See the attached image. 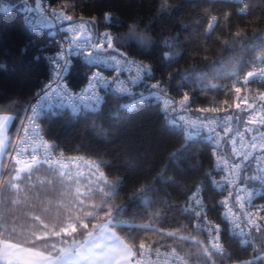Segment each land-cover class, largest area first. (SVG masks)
Masks as SVG:
<instances>
[{
    "label": "snow or ice",
    "instance_id": "1",
    "mask_svg": "<svg viewBox=\"0 0 264 264\" xmlns=\"http://www.w3.org/2000/svg\"><path fill=\"white\" fill-rule=\"evenodd\" d=\"M206 3L207 6H200L201 20L193 25L184 24L178 2L159 0L157 13L175 19L184 32L199 31L206 19L203 32L206 37L211 36L222 18L228 32L224 37H216V42L224 49L248 48L253 53L247 71L241 70L238 59L225 62L232 70L223 77L230 80L223 84V90L235 95L234 112L229 111V101L225 99L224 107H200L193 113L191 88L183 91L178 100L174 99L170 89L176 77L162 70L158 79L152 61L129 59L130 53L121 50L124 46L114 34L98 32L101 18L83 15L88 8L83 0H50L46 6L36 0L40 22L55 31L50 33L52 47L33 43L28 54L44 64L47 78L22 101V108H17L21 102L11 96L0 102V261L3 264H264V27L252 30L249 37L247 26L237 25L233 31L231 24L233 16L259 14V21H264V0H236L235 4L231 0H206ZM10 10L11 5L0 0V12ZM22 11H33L28 0H23ZM111 18V12H105L102 17L104 21ZM57 35L61 36L60 40L55 39ZM180 40L179 33L163 37V46L170 51L161 54V64L171 68L178 62L180 54L175 49L180 47ZM157 43L156 40L142 49L145 59ZM5 55L11 69L21 71L20 56L13 50ZM74 60L82 61L90 70L79 94L66 82ZM125 72L129 73L128 80L121 78ZM209 77L215 80L220 73L214 69L200 82ZM182 79L184 83L177 84V89L196 82L187 74ZM253 84L258 86L253 89L250 87ZM135 86H142L143 91L134 92ZM109 95L131 100L118 105L112 119L120 122L134 114L140 105H151L153 101L157 108H162L165 117L177 110L185 113L180 115L183 123L179 129L183 143L177 141L179 146L169 152L167 163L155 180L137 181L131 195L124 200L120 194L125 190L127 177L115 175L117 157L110 160L104 150H88L83 145L71 151L86 155H69L68 149L49 135L50 124L61 110L94 109ZM215 113L223 115H212ZM16 120L19 126L13 141L9 126ZM165 128L177 130L167 123ZM218 128L228 136L230 156L217 151L224 140ZM119 129L118 123L107 131L102 129L101 135L114 137L108 141L114 144ZM191 129L196 133L206 129L208 138L214 142L215 165L210 164L207 170L202 152L196 150L197 141L192 139ZM249 133L251 138L246 139ZM127 164L126 171L134 167L131 161ZM216 169L225 173L221 193L214 191L218 182L212 172ZM161 183L180 190L185 198L183 206L174 205L167 196L160 197L161 189L157 185ZM193 187L194 204L188 196ZM224 191L227 194L223 199H214ZM129 204L133 206L129 208ZM213 212L217 213L219 222L209 218ZM185 214L191 227L165 230L155 226L161 222L179 225L180 217ZM205 233L207 238L201 239ZM153 236L159 239L154 240ZM161 247L167 250L162 252ZM249 250V258H241V253Z\"/></svg>",
    "mask_w": 264,
    "mask_h": 264
},
{
    "label": "trees",
    "instance_id": "2",
    "mask_svg": "<svg viewBox=\"0 0 264 264\" xmlns=\"http://www.w3.org/2000/svg\"><path fill=\"white\" fill-rule=\"evenodd\" d=\"M4 4H10L14 7V11L10 13L0 12V102H4L5 96H11L12 99L20 101L17 108H22V101L27 99L36 90L39 89L42 82L47 78L46 68L44 64L34 60L32 55L28 53L32 51V44H48L49 38L47 32L41 27H30L28 25L29 12L22 11L23 0H2ZM50 0H48V3ZM88 5L86 11L83 12L85 17L101 18L97 25L98 32L103 33L108 31L112 34H117L123 31L122 25L133 18L142 19L144 22L151 23L154 34L157 37V45L152 47L148 56L142 54V50L135 46L124 47L121 50L130 53L129 59L137 61L144 60L145 63L152 61L153 67L156 68V76L159 79L161 71L170 72L176 78L171 81L170 95L174 99H179L183 91H189V88L194 91L190 92L192 96L191 111L200 107L220 106L224 107V100L229 101V111L234 112L236 98L233 93H225L223 84L230 83V80L223 79L231 70V66L225 64L229 60H237L242 71L250 69V62L253 59V53L248 48L224 49L221 44L216 42V37H224L228 32V28L224 26V21L221 18L220 23L215 26L211 36H204L203 32L207 25L205 19L200 25L199 31L189 30L184 32L180 24L175 19H169L168 16H158L157 8L159 0H83ZM178 2L181 7L179 15L183 19L184 24L193 25L194 22L201 20V5L207 6L206 0H171ZM36 0H28V6L35 7ZM105 12H111L112 18L110 21L102 19ZM77 16L81 13L77 10ZM259 15V14H258ZM256 17L233 16L231 24L232 30L235 26H247L249 28L248 36H252V30L264 27V21H259ZM22 20L24 23L22 24ZM151 21V22H150ZM181 35L180 47L175 49L179 52L180 58L178 62L173 63L171 68L161 64V54L170 50L163 46V37ZM185 37H188L185 39ZM207 48L208 51L200 49ZM27 49V51H25ZM8 50H13L21 59L22 68L19 72H14L5 55ZM208 56L205 60L204 56ZM258 55V53H257ZM219 62V63H217ZM223 65V67H221ZM218 70L220 77L213 80L209 77L204 83L200 81L204 76ZM89 69L79 61H74L73 69L68 77V84L71 88L78 90L86 81V74ZM190 76L195 83H190L188 87L177 89V84H183L184 75ZM167 80V75L164 76ZM205 84L208 87H205ZM212 84H217L219 87L213 88ZM258 85L253 84L250 87L255 89ZM244 95L247 92L243 93ZM130 99L117 98L109 95L105 98L102 108L98 112H86L77 116H72L68 112H64L54 118L50 124L49 135L57 138L63 148L68 149L69 155H86V152H73L71 149L83 145L88 150L102 149L107 152L108 159L113 157L118 158L116 164L115 175L127 177L125 190L121 192L120 199L124 200L131 195L133 185L137 181L143 182L144 179L153 181L161 173L165 167L168 154L174 147H178L177 143L180 140V131L177 126H171L168 119L161 112L160 108L155 106L156 103L142 104L134 114L126 117L123 122L113 120L112 117L116 112L118 105L129 103ZM131 102V101H130ZM241 103H243L241 101ZM13 114V113H8ZM223 113H215L212 115H221ZM22 115V113H21ZM120 125L119 137L115 138V143H109V140L114 137H105L101 135V130L107 131L109 126ZM169 127H175V132L168 131L165 124ZM19 126V120H16L9 129V135L12 137ZM196 150L202 152L201 159L204 163V168L207 170L209 165H213V157L211 146L203 139L196 140ZM180 143H183L180 140ZM7 162V156L4 158ZM131 161L133 168L125 170L128 167L127 162ZM172 172H168L171 176ZM6 178V177H5ZM167 179V177H165ZM35 180V177H34ZM161 189L160 197L167 196L175 205L184 204V196L180 190L174 187H168L161 183L157 185ZM166 189V191H165ZM196 191L195 187L188 193V196ZM217 193L216 190H214ZM203 199V193H201ZM214 199L219 200V195ZM207 203V201H205ZM133 205L129 204V208ZM172 213H169L171 216ZM211 218L216 220V212L209 214ZM179 225H166L161 222L156 227H164L165 230H175L177 227L189 225L187 214L180 217ZM146 222V221H145ZM216 222H219L216 220ZM193 219L191 224L194 225ZM191 227V225H189ZM187 235L188 233H181ZM154 240L159 237L153 236ZM206 239L205 234L200 237ZM171 243V241H167ZM166 249V247H161ZM250 250L241 253V258H249Z\"/></svg>",
    "mask_w": 264,
    "mask_h": 264
},
{
    "label": "built area",
    "instance_id": "3",
    "mask_svg": "<svg viewBox=\"0 0 264 264\" xmlns=\"http://www.w3.org/2000/svg\"><path fill=\"white\" fill-rule=\"evenodd\" d=\"M231 2L233 4H235L236 3V0H231ZM41 3L46 6L48 4V0H41ZM31 8L33 9V11L29 12L28 25L30 27H41L43 30H45L47 32V37L49 38V43L48 44H49L50 47H52V39L53 38L50 35V33L54 32L55 30L43 26V24L40 22V14H39V11H37L35 9V7H31ZM13 11H14V7L11 6L10 12H13ZM55 39L56 40H60L61 39V36L60 35H57L55 37ZM74 61H76V60H74ZM74 61H73V64H74ZM79 62L82 63L83 65H85L82 61H79ZM72 69H73V66L69 70V73H68L67 76H69L71 74ZM95 70L96 69H94V71ZM105 74L107 75V73H105ZM121 78L122 79H125V80H128L129 73L128 72H125L124 75ZM129 86L131 87V85H129ZM80 90H81V88L77 92H75L74 90H72V91L74 93H76V94H79ZM132 90L134 91V87L132 88ZM77 103H79V101H77ZM153 103H156V102L153 101ZM99 109H101V105L100 106H97L94 109L93 108H86V109H83V111L77 110V111L73 112L72 109H71V107H67L66 109H63V110L64 111L65 110L66 111H69L68 113L76 116V115H79L80 113L90 112V111L99 110ZM61 114H62V112L60 111L59 115H61ZM184 114H185L184 112H181L180 110H177L176 113L169 112L168 115H167V117L169 118L171 124H173V125H179L181 127V125H182L183 122L180 121V115H184ZM222 115L223 114L216 115V116H222ZM232 127H233V131H235L237 125L234 124ZM217 131H219L221 133V135L224 136V140H222L220 142V149L218 150V152L221 153V154H227V155L230 156V153H231V145L228 142V136H227V134H225L223 132V129L222 128H218ZM240 131H243V127L242 126H240ZM191 132H192V139L193 140L196 141V140L203 139L205 142L214 145V142L208 138V134H207V130L206 129H201V131L199 133H196V130L195 129H191ZM41 135H43V133H41ZM250 138H251V134L250 133L249 134H246V139H250ZM12 139H13V141H15V139H16L15 133L12 136ZM238 145H239V141H238ZM7 159H8V157H7ZM215 160H216V156L213 155V166L215 165ZM253 167H254V165H253ZM212 175L215 177V180L218 182L217 185H214V190H216L217 193H221L222 188H221L220 185L223 183V178H224L225 173L220 172L219 169H216V171L212 172ZM195 192L196 191H194L190 195V197L193 198L192 201H191V203H193V204H194L195 198H196L195 197ZM226 194H227L226 191H224L223 195H219V200L223 199ZM259 202L260 201H257V203H259ZM221 211H223V210H221ZM209 218L211 220H213L214 222H216V220L213 219V218H211L210 215H209ZM205 236H206V233H205ZM206 238H207V236H206ZM161 251L164 252L166 250L165 249H161ZM152 259H155V256L154 255L152 256Z\"/></svg>",
    "mask_w": 264,
    "mask_h": 264
},
{
    "label": "clouds",
    "instance_id": "4",
    "mask_svg": "<svg viewBox=\"0 0 264 264\" xmlns=\"http://www.w3.org/2000/svg\"><path fill=\"white\" fill-rule=\"evenodd\" d=\"M122 28L123 31L115 34V36L118 43L122 44L124 47L135 46L142 50L150 47L157 40L151 23L144 22L142 19H130L122 25ZM138 37H142V39Z\"/></svg>",
    "mask_w": 264,
    "mask_h": 264
},
{
    "label": "bare ground",
    "instance_id": "5",
    "mask_svg": "<svg viewBox=\"0 0 264 264\" xmlns=\"http://www.w3.org/2000/svg\"><path fill=\"white\" fill-rule=\"evenodd\" d=\"M85 66V65H84ZM87 67V66H86ZM88 68V67H87ZM89 69V68H88ZM91 71H94V69H91ZM88 74H90V70H89V73ZM133 74H134V70H133ZM68 77L69 76H67V78H66V82L68 83ZM85 83H86V81H85ZM85 83L82 85V87L85 85ZM69 85V84H68ZM69 87H70V89L71 90H74L75 92H77L78 90H75V89H73V88H71V86L69 85ZM81 87V88H82ZM140 91H143V88H142V86H135L134 87V92H140ZM101 95H103L102 93H101ZM131 101V100H130ZM129 101V103H131ZM102 105H103V103H102ZM102 105H101V108H102ZM161 109V112L164 114V112L162 111V108H160ZM101 109H99V110H93V111H90V112H98V111H100ZM61 112L62 113H64V112H69V111H64V110H61ZM86 113V112H85ZM70 114V113H69ZM81 114V113H80ZM70 115H72V114H70ZM72 116H74V115H72ZM77 116V115H76ZM164 116H165V114H164ZM166 119H168V123L171 125V126H177L179 129H180V126L179 125H173V124H171L170 123V120H169V118L168 117H166ZM207 143V142H206ZM207 144H209V143H207ZM210 146H211V152L213 153V145L212 144H209ZM220 149V147L217 149V151ZM212 157H213V155H212ZM200 198H201V196H200Z\"/></svg>",
    "mask_w": 264,
    "mask_h": 264
},
{
    "label": "crops",
    "instance_id": "6",
    "mask_svg": "<svg viewBox=\"0 0 264 264\" xmlns=\"http://www.w3.org/2000/svg\"><path fill=\"white\" fill-rule=\"evenodd\" d=\"M11 125L9 126V129H10ZM0 264H3V261H0Z\"/></svg>",
    "mask_w": 264,
    "mask_h": 264
}]
</instances>
